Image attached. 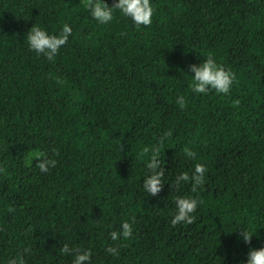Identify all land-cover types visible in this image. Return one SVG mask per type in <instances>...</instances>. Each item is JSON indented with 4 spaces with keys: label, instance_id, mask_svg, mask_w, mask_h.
<instances>
[{
    "label": "trees",
    "instance_id": "obj_1",
    "mask_svg": "<svg viewBox=\"0 0 264 264\" xmlns=\"http://www.w3.org/2000/svg\"><path fill=\"white\" fill-rule=\"evenodd\" d=\"M150 3L137 26L119 10L100 24L83 0H0V264H72L65 244L90 264H247L264 248V0ZM35 24L72 29L53 61L29 48ZM209 54L235 74L227 95L190 88ZM166 133L151 196L139 154ZM40 152L57 161L47 173ZM197 163L201 188H170ZM178 196L197 199L193 223L172 225ZM124 222L132 236L113 241Z\"/></svg>",
    "mask_w": 264,
    "mask_h": 264
},
{
    "label": "clouds",
    "instance_id": "obj_2",
    "mask_svg": "<svg viewBox=\"0 0 264 264\" xmlns=\"http://www.w3.org/2000/svg\"><path fill=\"white\" fill-rule=\"evenodd\" d=\"M84 6L89 10L90 15L100 24H108L113 20V11L119 10V12L129 17L137 26H149L152 22L153 8L150 0H118L111 7L104 0H83ZM72 33L71 27L67 24L63 26L59 35H49L45 30L36 24L31 27L27 32L26 38L30 50L37 54L44 55L49 61H53L55 56L59 53V50L64 46L69 36ZM190 71L194 73L192 77L190 88L197 94H207L210 90H214L217 94L227 95L230 92L231 86L235 80V74L225 70L222 65L217 64L211 54L207 59L199 66L192 65ZM176 103L181 110L186 107V102L183 96L177 98ZM171 133H166L162 136L156 144L150 147H144L140 152V157H147L145 167L148 170L146 178L143 180V190L149 193L151 196H156L164 187L165 167L161 161V150L164 146V140ZM184 154L192 159H195L196 153L188 148L184 149ZM56 155H59L58 151ZM35 159L38 161L36 167L41 172L47 173L50 167H55L57 161L55 159H48L45 153H36ZM207 169L202 164H195L192 174L183 172L175 177L173 183L169 186L179 190L182 183H191L192 192H196L198 188H201L205 183V173ZM6 169L0 167V173H5ZM176 209L174 217L171 221L173 226L180 223H193L195 217L192 215L198 205V201L191 197H176L175 199ZM15 209L9 208L8 211L12 212ZM132 225L128 222H124L121 225V231H111L110 237L113 241L118 240L121 236L124 239H128L132 236ZM240 236L247 244L251 243L252 233L244 228L240 232ZM27 252L28 250L25 249ZM106 251L112 255H118V249L113 246H109ZM61 254L68 255L73 254L74 259L72 264H90L91 252L82 251L80 248H69L65 244L60 249ZM7 264H25V260L22 255H17L15 259H11ZM247 264H264V248L250 249L247 256Z\"/></svg>",
    "mask_w": 264,
    "mask_h": 264
}]
</instances>
